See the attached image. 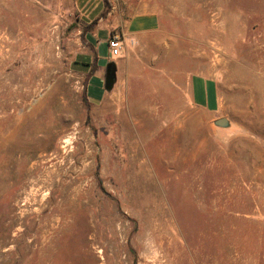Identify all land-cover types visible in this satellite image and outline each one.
Listing matches in <instances>:
<instances>
[{"label": "rangeland", "instance_id": "374dc122", "mask_svg": "<svg viewBox=\"0 0 264 264\" xmlns=\"http://www.w3.org/2000/svg\"><path fill=\"white\" fill-rule=\"evenodd\" d=\"M141 3L171 48L91 102L87 36ZM99 15L0 0V264H264V0H108ZM160 70L213 78L219 107Z\"/></svg>", "mask_w": 264, "mask_h": 264}, {"label": "crops", "instance_id": "0c3cea01", "mask_svg": "<svg viewBox=\"0 0 264 264\" xmlns=\"http://www.w3.org/2000/svg\"><path fill=\"white\" fill-rule=\"evenodd\" d=\"M77 10L83 22L90 23L94 20L103 9L102 0H76ZM160 15L157 6L151 3H141V10L135 14L125 18L119 16L114 21V28L117 27V33L126 42V46L121 55L117 58L109 56L107 40L111 36L107 30H96L94 34L87 36V41L92 45L95 54L96 47L100 43H104L107 47V63L100 65V58L96 59V66L93 74L87 79L85 91L91 102L101 103L105 97L116 98L113 94L114 87L123 88L125 91L133 86V81L137 78L144 79L149 64L146 58L149 50L159 51L164 54L166 50L171 48V36L166 35L160 30ZM130 40L133 43H130ZM161 51V53H160ZM153 59V62L162 60L161 56ZM84 72H88L91 68V56L85 55ZM109 62L115 63V82L111 90L104 88V78L106 66ZM139 69H137V65ZM143 65V67H142ZM141 68V69H140ZM137 74L138 77L136 76ZM163 87L177 90L179 94H183L186 101L190 100L195 105L203 107L209 111H216L219 107V97L217 94L216 83L213 78L199 74L191 75L188 78L187 73L183 75L179 73V81L172 78L171 71L160 70Z\"/></svg>", "mask_w": 264, "mask_h": 264}, {"label": "built area", "instance_id": "2783aa9c", "mask_svg": "<svg viewBox=\"0 0 264 264\" xmlns=\"http://www.w3.org/2000/svg\"><path fill=\"white\" fill-rule=\"evenodd\" d=\"M130 43H133L132 40H130ZM107 46L109 49V56L111 58H117L121 55V53L124 51L126 42L124 39L118 35H111L107 40Z\"/></svg>", "mask_w": 264, "mask_h": 264}, {"label": "water", "instance_id": "95a60500", "mask_svg": "<svg viewBox=\"0 0 264 264\" xmlns=\"http://www.w3.org/2000/svg\"><path fill=\"white\" fill-rule=\"evenodd\" d=\"M115 63L114 62H109L106 66V70H105V78H104V88L106 90H111V88L113 87V84L115 82ZM225 120L224 119H220L218 123L222 124Z\"/></svg>", "mask_w": 264, "mask_h": 264}, {"label": "trees", "instance_id": "16d2710c", "mask_svg": "<svg viewBox=\"0 0 264 264\" xmlns=\"http://www.w3.org/2000/svg\"><path fill=\"white\" fill-rule=\"evenodd\" d=\"M107 5H108V0H104V11H102L101 13H100V17H102L103 15H104V13L106 12V7H107ZM98 20V17H96L93 21H92V23H94V22H96ZM96 59H97V56H96V54L94 53V55H93V61H92V63H91V68H90V70L87 72V74H86V78L88 79L92 74H93V72H94V69H95V66H96Z\"/></svg>", "mask_w": 264, "mask_h": 264}]
</instances>
